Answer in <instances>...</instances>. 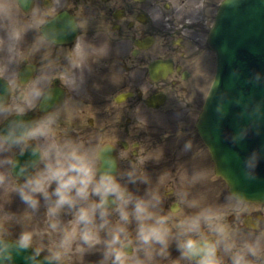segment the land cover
I'll use <instances>...</instances> for the list:
<instances>
[{
    "label": "clouds",
    "instance_id": "9594fccd",
    "mask_svg": "<svg viewBox=\"0 0 264 264\" xmlns=\"http://www.w3.org/2000/svg\"><path fill=\"white\" fill-rule=\"evenodd\" d=\"M27 5L0 0V264H264V203L247 195L264 166V95L220 88L215 74L205 95L201 75L195 90L218 124L240 106L225 140L261 139L217 159L214 143L181 121L174 147L197 162L154 175L146 163L164 158L161 146L133 155L104 124L84 133L74 123L95 71L82 36L90 17L61 16L65 0ZM246 82L264 88V67ZM209 154L218 178L205 171Z\"/></svg>",
    "mask_w": 264,
    "mask_h": 264
},
{
    "label": "flooded vegetation",
    "instance_id": "af4514ba",
    "mask_svg": "<svg viewBox=\"0 0 264 264\" xmlns=\"http://www.w3.org/2000/svg\"><path fill=\"white\" fill-rule=\"evenodd\" d=\"M65 2L67 6L61 9L60 15L68 16L83 10L90 17L87 30L82 36L96 49L95 53L88 55L95 71L89 75L87 94L77 97L81 105L74 123L84 133H90L96 126L104 124L105 128L115 132L124 149L132 147L133 155L143 146H161L164 148V158L159 162L149 160L146 163L154 175L166 169L175 173L183 162H187L191 168L197 162L192 160L189 163L192 153L180 156L178 148L182 147V143L176 147L174 144L177 133L182 130L181 121L184 122V130L195 129L197 140L201 141L192 121L193 116L198 115L201 105L200 91L195 90L199 82L197 73L203 70L206 57L209 56V61L212 57L201 41L204 25H182L177 32L174 31L179 34L173 38L169 30H166L168 28L163 31L155 29L157 25L139 7L142 4L139 0ZM37 3L49 6L52 0H34L33 6ZM152 35L155 42L161 39L156 50L154 45L147 46ZM33 36L34 33L30 31L27 39L31 41ZM74 40L75 37L67 43L70 45ZM159 58L172 59L175 69L168 77L155 81L151 77V65ZM56 83L59 85V79ZM159 92L166 93V102H171L170 109L183 110L186 114L176 115V118H170V114L166 117L160 115L158 109L149 105ZM122 93L130 95L122 97ZM202 163L206 166V173L217 178L215 173L212 174L209 157ZM256 214H260L259 210ZM234 218L235 214L229 217L230 220Z\"/></svg>",
    "mask_w": 264,
    "mask_h": 264
},
{
    "label": "water",
    "instance_id": "95a60500",
    "mask_svg": "<svg viewBox=\"0 0 264 264\" xmlns=\"http://www.w3.org/2000/svg\"><path fill=\"white\" fill-rule=\"evenodd\" d=\"M209 44L217 54L215 76L218 87L231 84L234 92L254 90L264 95V88L252 89L246 82L248 70L255 66L264 67V0H224L211 30ZM236 67L242 69L238 79L232 75ZM239 107L230 105L228 115L218 124L212 102L204 105L197 125L202 138L214 143L217 159L224 153L242 152L261 139L250 137L240 146H232L225 140V134L237 126ZM247 195L251 200L264 202V166L260 177L247 186Z\"/></svg>",
    "mask_w": 264,
    "mask_h": 264
},
{
    "label": "rangeland",
    "instance_id": "374dc122",
    "mask_svg": "<svg viewBox=\"0 0 264 264\" xmlns=\"http://www.w3.org/2000/svg\"><path fill=\"white\" fill-rule=\"evenodd\" d=\"M221 2L222 0H145L139 7L142 10H147L148 13L150 12L149 17L151 18L153 23L160 22L167 16L171 20H174L175 25L186 23L191 20H196L200 16H202L204 12H206L208 23H210L207 27L210 28L213 23L218 6ZM165 3L169 4L170 7L164 8ZM159 26L160 25L157 24V27L155 26V29L162 31ZM207 36L208 35L205 36L206 39ZM170 104L171 102L164 110H162L160 115L166 117L167 114H170V118H176L178 117L176 116L178 114H186V112L184 113L183 110L170 109ZM191 162L192 159L189 161V163L191 164ZM223 198V195H221L220 199L223 200ZM18 203L19 201L17 199L16 203L13 204L12 207L15 208Z\"/></svg>",
    "mask_w": 264,
    "mask_h": 264
}]
</instances>
